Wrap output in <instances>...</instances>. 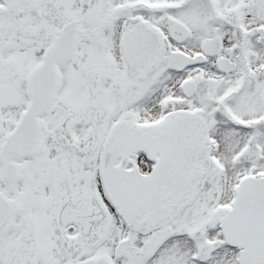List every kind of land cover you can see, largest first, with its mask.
<instances>
[{
    "label": "snow or ice",
    "instance_id": "6c2138e0",
    "mask_svg": "<svg viewBox=\"0 0 264 264\" xmlns=\"http://www.w3.org/2000/svg\"><path fill=\"white\" fill-rule=\"evenodd\" d=\"M0 264H264V0H0Z\"/></svg>",
    "mask_w": 264,
    "mask_h": 264
}]
</instances>
